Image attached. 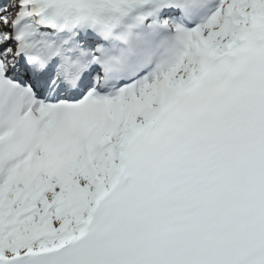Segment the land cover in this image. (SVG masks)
I'll use <instances>...</instances> for the list:
<instances>
[{"label": "snow or ice", "instance_id": "1", "mask_svg": "<svg viewBox=\"0 0 264 264\" xmlns=\"http://www.w3.org/2000/svg\"><path fill=\"white\" fill-rule=\"evenodd\" d=\"M0 264H264V0H0Z\"/></svg>", "mask_w": 264, "mask_h": 264}]
</instances>
